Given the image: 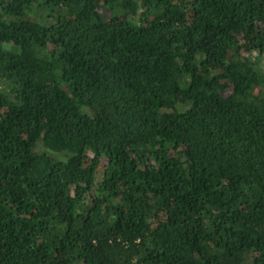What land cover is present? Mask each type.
Returning a JSON list of instances; mask_svg holds the SVG:
<instances>
[{
  "label": "trees",
  "instance_id": "16d2710c",
  "mask_svg": "<svg viewBox=\"0 0 264 264\" xmlns=\"http://www.w3.org/2000/svg\"><path fill=\"white\" fill-rule=\"evenodd\" d=\"M0 264H264V0H0Z\"/></svg>",
  "mask_w": 264,
  "mask_h": 264
}]
</instances>
